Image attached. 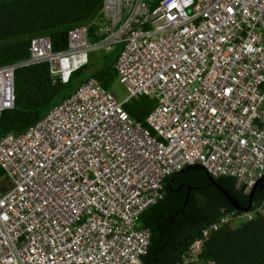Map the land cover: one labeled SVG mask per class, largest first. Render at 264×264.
Masks as SVG:
<instances>
[{"label": "built area", "instance_id": "obj_1", "mask_svg": "<svg viewBox=\"0 0 264 264\" xmlns=\"http://www.w3.org/2000/svg\"><path fill=\"white\" fill-rule=\"evenodd\" d=\"M117 45L123 98L89 77L0 137V264H142L150 229L138 218L163 198L166 177L200 165L249 192L264 174V0H104L65 50L36 36L28 57L0 65V114L20 66L47 61L66 83L90 53ZM140 95L156 100L143 122L123 107ZM262 211H225L173 264H203L212 231Z\"/></svg>", "mask_w": 264, "mask_h": 264}, {"label": "trees", "instance_id": "obj_2", "mask_svg": "<svg viewBox=\"0 0 264 264\" xmlns=\"http://www.w3.org/2000/svg\"><path fill=\"white\" fill-rule=\"evenodd\" d=\"M104 0H0V65L24 59L30 54L33 37L47 35L53 52L68 46L70 29L90 23L100 13ZM97 25H90L91 40ZM120 46L103 52L95 60L71 72L66 83L52 77L47 61L20 66L14 72V104L0 114V137L19 134L41 119L54 105L71 94L89 77L112 92L117 82L115 61ZM156 100L140 95L123 107L135 120L143 122ZM5 175L0 167V178ZM213 178L236 202L245 207L249 192L238 188L231 176H212L200 165H190L163 180V198L138 218V226L150 229V239L142 264H173L200 236L201 230L235 210L226 195L211 182ZM186 195L187 199H186ZM250 209L263 211L237 226L229 221L212 231L203 242L199 256L208 264H264V179L256 187Z\"/></svg>", "mask_w": 264, "mask_h": 264}, {"label": "rangeland", "instance_id": "obj_3", "mask_svg": "<svg viewBox=\"0 0 264 264\" xmlns=\"http://www.w3.org/2000/svg\"><path fill=\"white\" fill-rule=\"evenodd\" d=\"M115 47V46H114ZM102 53V55H103V52H101ZM100 51H97V52H95V53H92L93 55H92V58L93 59H97L99 56H100ZM112 92L119 98V99H121V98H123L124 96H125V90H124V88H123V86L120 84V83H118V82H116L115 84H114V86H113V88H112ZM9 184V181H8V178L7 177H5V176H3L2 178H0V191H2V190H4L6 187H7V185ZM244 220V218L243 217H238V218H236L235 220H233L232 222H231V224L233 225V226H237L239 223H241L242 221Z\"/></svg>", "mask_w": 264, "mask_h": 264}, {"label": "water", "instance_id": "obj_4", "mask_svg": "<svg viewBox=\"0 0 264 264\" xmlns=\"http://www.w3.org/2000/svg\"><path fill=\"white\" fill-rule=\"evenodd\" d=\"M264 179V174L262 175V177L260 179H258V181L253 185V187L250 189L249 191V201H248V204L243 207V206H240L235 199H233L225 190H222L220 186H218V184L216 183V181L211 178V182L216 185L225 195L226 197L228 198V200L230 201V203L232 204V206L235 208V209H238V210H242V211H246V210H249L250 209V206H251V203H250V200H251V197L256 189V187L259 185V183ZM187 196L186 195V199H187Z\"/></svg>", "mask_w": 264, "mask_h": 264}]
</instances>
